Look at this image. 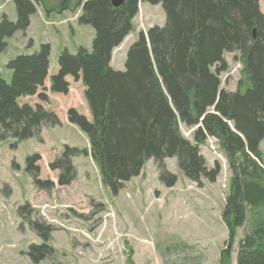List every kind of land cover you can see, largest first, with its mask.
<instances>
[{
    "label": "trees",
    "instance_id": "16d2710c",
    "mask_svg": "<svg viewBox=\"0 0 264 264\" xmlns=\"http://www.w3.org/2000/svg\"><path fill=\"white\" fill-rule=\"evenodd\" d=\"M50 1L14 0L17 21L3 15L0 53L7 49L8 39L29 28L37 7L47 15L72 6L81 9L78 24L95 30L92 50L80 48L75 55L64 51L58 59V73L51 77V90L67 94L68 77L85 86L92 120L75 109L68 111L67 118L88 136L103 185L117 196L125 183L138 177L145 163L154 159L161 182L174 187L178 177L168 172L164 163L174 157L184 176L199 188L203 187L202 180L214 183L221 167L216 163L209 169L200 152L213 137L232 172L230 195L222 213L228 238L219 264H232L237 231L247 214L250 228L238 242L236 264H264V167L260 150L264 140V16L259 10L260 0H126L119 8L111 0H54V5ZM139 2L161 4L166 24L141 33L127 53L125 70L115 71L111 67L113 52L134 32ZM50 52V45L42 44L34 54L18 55L6 66L11 71L10 81L0 75V144L12 139L15 148L37 137L43 126L59 125L57 117L43 107L19 104L21 98L35 96L44 87ZM226 53L239 54L243 66L247 86L241 82L240 91L235 93L221 89ZM39 97L47 102L45 95ZM180 124L197 127L192 141L184 138ZM80 155L89 153L65 146L61 157L50 165L51 170L60 171L59 186L74 181L72 160ZM38 161V155L26 160V170L36 188L55 187L51 181L38 179ZM33 250L43 259L45 246Z\"/></svg>",
    "mask_w": 264,
    "mask_h": 264
},
{
    "label": "rangeland",
    "instance_id": "374dc122",
    "mask_svg": "<svg viewBox=\"0 0 264 264\" xmlns=\"http://www.w3.org/2000/svg\"><path fill=\"white\" fill-rule=\"evenodd\" d=\"M50 2L54 5L56 1ZM79 9L72 6L68 11L47 15L37 7L29 28L8 39L7 49L0 53V75L10 81L11 71L6 68L10 60L34 54L42 44L50 45L44 87L35 96L21 98L19 104L32 108L39 105L59 121L57 126H43L37 137L15 148L12 139L0 144V264H219L228 238L222 213L230 195L232 172L216 139L208 138L200 152L209 169L218 163L221 172L214 183L202 180V188L184 176L176 157L164 161L166 170L178 177L174 187L161 182L154 159L148 160L141 174L125 183L117 196L103 185L88 136L67 118L68 111L75 109L92 120L85 86L68 77L67 94L51 90V77L58 73V59L64 51L75 55L80 48L92 50L95 30L78 24ZM259 10L264 16V0H260ZM3 15L17 21L14 0H0V21ZM165 24L161 4L139 2L134 32L114 50L111 67L123 72L127 53L139 35ZM239 58L236 53L224 55L227 69L220 81L226 92L240 91V83L245 82ZM40 94L47 102L40 99ZM195 129L180 124L182 135L189 141ZM65 146L87 150L89 155L73 158L75 179L62 187L57 184L60 171L51 170L50 165L61 157ZM260 150L264 167V140ZM34 155L39 156L38 179L51 181L55 187L36 188L26 170L27 158ZM45 228L50 229L42 231ZM248 228L249 214L237 231L232 264L237 262L238 242ZM43 246L46 252L39 259L33 248Z\"/></svg>",
    "mask_w": 264,
    "mask_h": 264
},
{
    "label": "water",
    "instance_id": "95a60500",
    "mask_svg": "<svg viewBox=\"0 0 264 264\" xmlns=\"http://www.w3.org/2000/svg\"><path fill=\"white\" fill-rule=\"evenodd\" d=\"M125 1L126 0H111L112 5L115 8H119V7L123 6L125 4ZM253 38H254V40L257 39L256 30H254V32H253Z\"/></svg>",
    "mask_w": 264,
    "mask_h": 264
},
{
    "label": "crops",
    "instance_id": "0c3cea01",
    "mask_svg": "<svg viewBox=\"0 0 264 264\" xmlns=\"http://www.w3.org/2000/svg\"><path fill=\"white\" fill-rule=\"evenodd\" d=\"M142 3V2H141Z\"/></svg>",
    "mask_w": 264,
    "mask_h": 264
}]
</instances>
